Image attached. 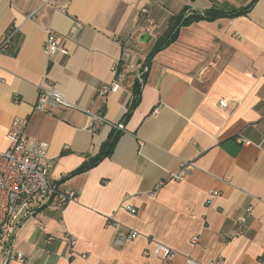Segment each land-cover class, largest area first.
Instances as JSON below:
<instances>
[{
    "label": "crops",
    "instance_id": "obj_1",
    "mask_svg": "<svg viewBox=\"0 0 264 264\" xmlns=\"http://www.w3.org/2000/svg\"><path fill=\"white\" fill-rule=\"evenodd\" d=\"M252 3L247 13L227 14ZM186 7L222 14L179 24L149 59ZM48 29L68 54H46ZM13 30L0 55V150L9 146L13 117H28L29 140L49 144L50 179L79 199L11 226L2 252L12 249L9 264H187L188 257L257 264L264 254V0H0V39ZM116 36L130 38L134 62L148 68L143 83L130 73L104 99L99 89L114 79L121 55ZM44 77L80 108L35 111ZM91 111L109 123L92 131ZM116 135L111 152L76 172ZM183 163H193L187 177L171 179ZM125 195L138 214L123 208ZM111 215L139 237L114 245ZM240 216L246 222L236 235ZM158 242L176 249V258L157 257Z\"/></svg>",
    "mask_w": 264,
    "mask_h": 264
},
{
    "label": "built area",
    "instance_id": "obj_2",
    "mask_svg": "<svg viewBox=\"0 0 264 264\" xmlns=\"http://www.w3.org/2000/svg\"><path fill=\"white\" fill-rule=\"evenodd\" d=\"M149 12L150 9L148 7L141 9V14L147 16L146 22L149 25H153L154 20L148 17ZM192 13L188 9L186 14L190 15ZM77 27L82 28L83 24L78 23ZM16 31L13 30L0 39V55L7 50ZM115 39L120 44L121 55L113 65L114 79L99 89V95L104 99L109 92L118 91L130 73H133L143 83V74L148 68V65H145L142 69L134 62L135 54L130 47V38L116 36ZM44 50L47 55H52L56 52L69 53L68 49L61 45L57 33L52 29L47 30ZM220 105L226 106L227 101L221 100ZM64 107L80 108L69 98L66 91L50 82L47 77H44L38 87V98L34 105V110L54 113ZM155 112H158V110L156 109ZM89 113L92 131H96L101 125L109 123L102 113L94 111ZM28 124V117L14 116L7 131L9 146L5 150H0V264H9L13 254L12 249L7 248L2 256L5 233L11 226L18 227L22 221L34 216L42 207L63 211L68 202L79 199L76 191L61 189L56 182L50 179L49 171L53 165V160L48 153L49 144L40 139L30 141L27 134ZM116 126L118 129L125 127L123 122L118 123ZM243 141L249 143L248 140L244 139ZM261 146L264 148V137L261 141ZM192 166L193 163H183L181 169L172 173L170 178L178 181L184 180ZM163 183L164 181L160 182L158 187ZM218 193V191H214L213 196ZM154 194L155 191L153 192ZM130 197V195L124 196L122 206L128 212L138 214V208L129 203ZM237 221L240 223V228L234 234L239 235L242 233L241 227L246 222V217L240 216ZM110 222L116 229V236L113 241L116 246H122L129 240L137 239L140 235L136 229L124 228L114 215L110 216ZM53 239L54 236H50L47 242L50 243ZM193 242L197 243L198 238L195 237ZM75 244L76 240L72 238L70 240L71 251ZM154 254L162 260L172 261L178 255V251L162 242H158L154 249ZM16 258L21 261L24 259L21 252L16 253ZM186 263L202 264L191 257L187 258ZM220 263L221 259H218L210 261L208 264ZM257 264H264V254L258 259Z\"/></svg>",
    "mask_w": 264,
    "mask_h": 264
},
{
    "label": "trees",
    "instance_id": "obj_3",
    "mask_svg": "<svg viewBox=\"0 0 264 264\" xmlns=\"http://www.w3.org/2000/svg\"><path fill=\"white\" fill-rule=\"evenodd\" d=\"M252 6H253V3L250 6L243 8V9H233L229 11L227 14L229 16L244 14V13H247L248 10H250ZM187 9L189 8L186 7L182 11V13H180V16H176L175 19L170 22L169 31L166 33V35H164V37H161L157 41V43L155 44L154 48L152 49V51L150 52L148 56L149 59H151L159 50L164 48L167 44L171 42L172 39H174L176 35L177 26L179 24H186V23H190L194 21H199L201 19H215L216 17L222 14L217 9L212 8V9L205 10L203 12H193L190 15H186ZM147 62H150V61L147 60ZM136 88L140 90L139 86ZM135 90L137 92V89ZM130 115H131V111H129L126 114V118H128ZM116 137L117 135L112 138V140L108 143L105 150H103L99 155H97L95 158H93L89 162L83 163L76 172H82V171L87 170L91 166L95 165L105 154H108L109 152H111L112 147L114 146Z\"/></svg>",
    "mask_w": 264,
    "mask_h": 264
},
{
    "label": "water",
    "instance_id": "obj_4",
    "mask_svg": "<svg viewBox=\"0 0 264 264\" xmlns=\"http://www.w3.org/2000/svg\"><path fill=\"white\" fill-rule=\"evenodd\" d=\"M142 37H146V38L148 39V38H149V34L144 33V34L142 35Z\"/></svg>",
    "mask_w": 264,
    "mask_h": 264
}]
</instances>
